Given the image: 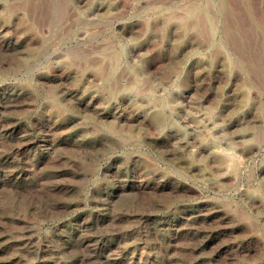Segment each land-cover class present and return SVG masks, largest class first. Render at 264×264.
Masks as SVG:
<instances>
[{
  "label": "rangeland",
  "instance_id": "rangeland-1",
  "mask_svg": "<svg viewBox=\"0 0 264 264\" xmlns=\"http://www.w3.org/2000/svg\"><path fill=\"white\" fill-rule=\"evenodd\" d=\"M0 264H264V0H0Z\"/></svg>",
  "mask_w": 264,
  "mask_h": 264
},
{
  "label": "bare ground",
  "instance_id": "bare-ground-1",
  "mask_svg": "<svg viewBox=\"0 0 264 264\" xmlns=\"http://www.w3.org/2000/svg\"><path fill=\"white\" fill-rule=\"evenodd\" d=\"M144 103H145V107L147 108V109H149L150 111H153V109H154V106L150 103V101H144ZM104 115V114H103Z\"/></svg>",
  "mask_w": 264,
  "mask_h": 264
}]
</instances>
